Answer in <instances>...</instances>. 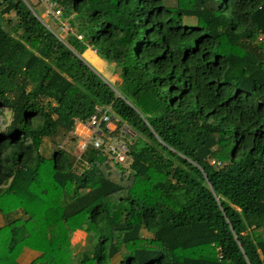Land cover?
<instances>
[{
    "label": "trees",
    "instance_id": "obj_1",
    "mask_svg": "<svg viewBox=\"0 0 264 264\" xmlns=\"http://www.w3.org/2000/svg\"><path fill=\"white\" fill-rule=\"evenodd\" d=\"M53 1L65 38L0 0V264L25 246L28 264H264V0ZM97 107L104 134L138 135L125 162L94 144L45 155ZM78 229L96 242L74 261Z\"/></svg>",
    "mask_w": 264,
    "mask_h": 264
},
{
    "label": "rangeland",
    "instance_id": "obj_2",
    "mask_svg": "<svg viewBox=\"0 0 264 264\" xmlns=\"http://www.w3.org/2000/svg\"><path fill=\"white\" fill-rule=\"evenodd\" d=\"M29 3L33 4L35 6L36 10L40 13V17L45 21L46 24H48L55 32L61 37L65 38L68 36L69 33L75 30L71 28L68 20H63L55 16L53 11L49 8V3L45 2L44 0H28ZM56 9V8H55ZM191 22H195L196 19L194 17L189 18ZM16 39L21 41L23 44H25L26 47H29V45L21 39L20 36L17 34H12ZM93 49L89 47V52H92ZM86 52V51H85ZM84 52V54H85ZM84 58L108 81L119 84L121 82V78L119 77L118 73L115 72L114 66L106 61V63L102 66L98 65L97 63H94L88 59V57ZM98 59L101 60L98 54H96ZM45 61L49 64H52L49 60L45 59ZM2 85L7 88H14L17 84V80H11L9 78H6L3 80ZM131 98V97H130ZM132 99V98H131ZM112 111V109L110 108ZM12 118V113L9 108H5L3 110V114L1 116V128L4 129L6 125L10 122ZM115 118L118 119V117L115 115ZM107 127L109 130H115L117 127V124L115 121L111 120ZM122 129L126 131V137L127 141L131 144L135 139L138 137V135L132 130L131 126L129 124L122 125ZM97 129L93 128L90 125V122H82L80 120L76 121V125L74 129L68 133L65 134H59L58 136L53 138H46L44 140V153L45 155H50L53 150H55L57 147H63L66 150H68L71 154L80 155L81 152L86 148L88 144H93V142L96 139H100L103 141V145H108V143H111L113 141H126L123 135L119 134L118 137L107 135V134H101L98 136V133H96ZM130 132L131 134H129ZM126 141V142H127ZM127 142V143H128ZM11 216L14 218L16 217L17 220L13 223L15 226L25 224V220L27 219V214L22 208H16L15 212L11 213ZM6 218L4 215L0 212V226L6 223ZM28 232H26L27 235ZM146 234V232H144ZM5 233H0V240H2V237ZM25 236V233H23ZM71 241V247L72 251L74 253V261L79 260V258L82 256L84 252H92L93 246L96 242V238L91 236L88 232H86L84 229H78L76 230L70 237ZM41 251L33 248L25 246L19 256H18V262L21 264H28L32 260H34L36 257L40 255Z\"/></svg>",
    "mask_w": 264,
    "mask_h": 264
},
{
    "label": "built area",
    "instance_id": "obj_3",
    "mask_svg": "<svg viewBox=\"0 0 264 264\" xmlns=\"http://www.w3.org/2000/svg\"><path fill=\"white\" fill-rule=\"evenodd\" d=\"M44 1L49 3V8L53 11L55 16L61 19L62 11L61 8L55 9L57 6L56 2L53 0ZM88 121L93 128L97 129L96 133H98V136L103 134L104 132L101 128L102 123L105 122L108 125V123L111 121L110 107H107L104 110L100 107H97V112L93 114ZM93 144L95 147L101 149L106 155L113 157L120 162H125L128 158L129 146L126 141H113L108 143V145L105 147V145H103V141L96 139Z\"/></svg>",
    "mask_w": 264,
    "mask_h": 264
},
{
    "label": "crops",
    "instance_id": "obj_4",
    "mask_svg": "<svg viewBox=\"0 0 264 264\" xmlns=\"http://www.w3.org/2000/svg\"><path fill=\"white\" fill-rule=\"evenodd\" d=\"M86 51H89V48H88ZM92 52H94V56L97 57V55H96V54H97L96 50L93 49ZM99 57H100V56H99ZM97 58H98V57H97ZM100 58H101V57H100ZM98 61H99V65H100V66H101V65L103 66V65L106 63V60H104V59H102V58H101V60L98 59Z\"/></svg>",
    "mask_w": 264,
    "mask_h": 264
},
{
    "label": "water",
    "instance_id": "obj_5",
    "mask_svg": "<svg viewBox=\"0 0 264 264\" xmlns=\"http://www.w3.org/2000/svg\"><path fill=\"white\" fill-rule=\"evenodd\" d=\"M41 20L45 23V21L41 18ZM45 25L49 26L48 24L45 23ZM50 27V26H49ZM61 38V37H60ZM82 57L84 58V56L82 55ZM106 79V78H105ZM107 80V79H106ZM110 82V81H109Z\"/></svg>",
    "mask_w": 264,
    "mask_h": 264
}]
</instances>
